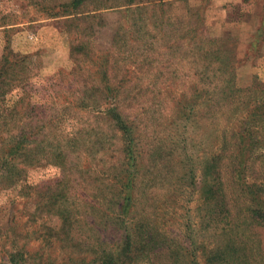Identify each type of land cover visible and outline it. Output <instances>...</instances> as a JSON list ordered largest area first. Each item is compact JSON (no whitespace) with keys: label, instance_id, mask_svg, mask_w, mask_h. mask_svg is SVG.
Segmentation results:
<instances>
[{"label":"rangeland","instance_id":"obj_1","mask_svg":"<svg viewBox=\"0 0 264 264\" xmlns=\"http://www.w3.org/2000/svg\"><path fill=\"white\" fill-rule=\"evenodd\" d=\"M34 1L0 0L17 26L0 30V60L11 41L26 47L35 118L55 120L43 135L72 144L66 163L34 160L30 145L11 154L28 124L11 114L20 89L0 104V264H100L128 236L138 264H264V0H168L130 21L120 54L121 10L75 43L59 21L24 24ZM127 143L133 168L120 175Z\"/></svg>","mask_w":264,"mask_h":264},{"label":"trees","instance_id":"obj_2","mask_svg":"<svg viewBox=\"0 0 264 264\" xmlns=\"http://www.w3.org/2000/svg\"><path fill=\"white\" fill-rule=\"evenodd\" d=\"M148 1L150 0H124V3H120L121 0H45L41 2H31V7L33 6L32 8L38 13V18L42 20L59 21V23L62 24L64 28H67V30L69 27H74L77 32V41L75 43L86 39L88 40L90 37L89 34L81 32V29L84 28V30H93L91 27L92 21L95 22L101 17L103 19V14L105 11L114 9L121 10L123 21L112 40V45L117 46L115 48V52L119 50L120 54V49L123 45L121 44V41H124V36L131 33L132 28L137 26L136 22L131 24L130 21L132 19L140 20L144 18L148 10L153 9L156 6L163 7L166 5L168 0H155L154 2H151V5H146ZM0 21V28H6L13 25L7 23L5 18L0 19ZM72 32H74V29L69 30L68 34ZM75 43H73L71 46V57L76 68L80 69L82 72V67H84L86 64L89 65L88 61L85 59L88 57V54L83 55L80 53V56H74L73 54L76 52V48L78 47V45ZM86 44L87 41L82 43V46H86ZM82 46L77 50H80ZM88 53H90V51H88ZM107 56L108 59H110L111 55L108 54ZM108 61L105 60L104 62L107 64ZM29 64H31L29 61V55H22L14 52L11 49L10 44L6 47L5 53L0 60V104L7 103L6 97L8 96V93L12 91L11 95H13L17 89H20V91L16 94V99L11 110L13 112H11V114L17 112L16 114H20L21 116H24L26 120H28V124H22L24 131L20 133V137L16 139L14 146L10 148L9 152L17 156H19V154L22 152L24 155L30 145V151L33 152L34 160L49 161V159H51L54 161V163H66L67 157L63 149L65 147H70L69 145L72 143L59 139L47 140L45 135H43V131L48 125L54 123L55 120L42 122L45 116L42 118H35L37 115H41V113L39 112L37 105L33 103L32 97L28 98V94L25 91L27 85L26 78L30 69ZM107 75L109 74L104 71L103 77H107ZM83 82L85 83V81ZM114 82L116 83V79H114ZM106 88L107 85L104 86V89ZM85 91L88 93L87 90ZM117 91L119 92L118 88ZM24 95H27V99L24 97ZM12 97L14 98V96ZM81 108V111L102 115V113L99 111L101 108V103H96L92 106L89 104V102H87V104H83ZM29 119H33V122H30ZM67 120L68 119L65 118L62 123H66ZM114 120V123L117 124L119 128L121 127L123 129L122 132L124 133V137L127 138L128 132L126 131V127L122 118L116 115ZM56 122L61 124V122L58 120H56ZM38 135H41V137H38ZM70 142L72 141L70 140ZM33 146H35L34 149ZM54 146H56V148H54ZM130 147L131 144L127 143V146L124 150L126 163L120 164V175L122 174V170L127 172L129 169L133 168H130V161L132 158H127L128 155H133L131 153ZM43 150L44 155L42 157H37V153ZM132 162H134V160H132ZM122 178H119L120 187L117 189L119 190L117 193L118 196L121 194L125 195L131 184L129 181L121 180ZM126 239L127 242H125L123 247H121L122 252H110L107 255L108 257L102 260L100 264H138V262H140L143 256L146 254H142L143 248L140 249L134 246L132 236H128ZM152 240L155 242L158 239L153 238ZM9 264L22 263L16 261L15 258H13Z\"/></svg>","mask_w":264,"mask_h":264},{"label":"crops","instance_id":"obj_3","mask_svg":"<svg viewBox=\"0 0 264 264\" xmlns=\"http://www.w3.org/2000/svg\"><path fill=\"white\" fill-rule=\"evenodd\" d=\"M47 21H50V20H42V19H40V18H38V19H34V20H27V21H25L24 22V24H29L30 26H33V25H40V26H42L43 24H45ZM17 26L16 25H11V26H9V27H6V28H0V30H2L3 31V33L6 31V30H14L15 28H16ZM46 28L47 27H42L41 29L43 30V31H45L46 30ZM37 40H38V38H37ZM12 43V41L10 42V44ZM23 48H26V47H23ZM23 48L22 47H20V48H16V50L14 49V47L11 45V49L14 51V52H16V53H19V54H24V55H26V54H28L29 55V51L27 50V49H24L23 50ZM29 52V53H28Z\"/></svg>","mask_w":264,"mask_h":264}]
</instances>
